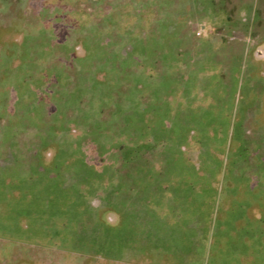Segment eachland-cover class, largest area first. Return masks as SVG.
I'll return each mask as SVG.
<instances>
[{
	"label": "rangeland",
	"instance_id": "rangeland-1",
	"mask_svg": "<svg viewBox=\"0 0 264 264\" xmlns=\"http://www.w3.org/2000/svg\"><path fill=\"white\" fill-rule=\"evenodd\" d=\"M109 1L0 0V264L264 240V0ZM203 37L226 61H198Z\"/></svg>",
	"mask_w": 264,
	"mask_h": 264
},
{
	"label": "crops",
	"instance_id": "crops-1",
	"mask_svg": "<svg viewBox=\"0 0 264 264\" xmlns=\"http://www.w3.org/2000/svg\"><path fill=\"white\" fill-rule=\"evenodd\" d=\"M116 1H118V0H116ZM91 2L93 4V7H96L99 10L101 9L102 11H104L103 6L105 4H107V6H110L111 8L113 6L112 1H109V0H91ZM190 34H191L190 37L194 38V35L192 33H190ZM180 36L182 37L183 35H179L178 37H180ZM203 38H205V39H202L201 43H197L195 41L191 42V46L194 45V47L196 48L195 54L197 55L198 61L206 63L207 65H212L214 60H215V63H223V61H226V58H222V59L220 58L219 55H220L221 51L220 52L217 51V49L215 47L216 42H214V40H213V42L212 41H208L206 39V37H203ZM225 45L226 44H224L222 46H225ZM246 53H247V49H245L243 51V54H242L243 57H242V55L240 56V58H242V62L246 59ZM201 54H202V58H199V57H201ZM201 59H203V60L201 61ZM238 61L241 62L240 60H238ZM215 208L216 207L213 206V210L214 211H215ZM191 224H192V226H199L200 222L198 221V218H197V221L194 218V219H192V223ZM247 226H248V222H246V227ZM242 228L240 230H242ZM209 229H211V228H209ZM249 229H247V231ZM253 230H254L253 228L250 229L251 232H250L249 236H248L247 232L243 233L241 231V233H239V235H240L239 239H234V243L228 244L227 246H226V244H223L220 241H216L214 244L211 245V246L214 245V248L211 249V247H210V249L208 251L209 252V256H210V252H213V254H214V256H211L212 257V261H210V262L213 263V264H216V256H217L216 254H217V252L219 253L220 256L221 255L228 256L226 253L230 251L231 253L234 252V255L238 253V256H234V258L239 259L238 260L239 264H264V262H263L264 253L261 252V250L263 248V246H262L263 244L262 243L264 242V240L262 239V241H260V239H258V237L256 236L257 233L254 232ZM213 231H214V229H213ZM178 252H180V251H178ZM178 252L177 251H172V253H173L172 256H174V258L178 257V255L180 254ZM245 255L247 257L249 255H251L252 256L251 257V261L254 260V263H251V262L249 263V261H248V259H247V257ZM243 257H246V259H247L245 261V263H244ZM227 259H229V258L228 257H224L223 258V263H226V261H228ZM229 260L231 261L232 258H230Z\"/></svg>",
	"mask_w": 264,
	"mask_h": 264
},
{
	"label": "trees",
	"instance_id": "trees-1",
	"mask_svg": "<svg viewBox=\"0 0 264 264\" xmlns=\"http://www.w3.org/2000/svg\"><path fill=\"white\" fill-rule=\"evenodd\" d=\"M254 132V131H253ZM241 134H243V132H241ZM250 137V135H248V136H245V135H243V136H241V144H243V142L245 141V140H247L248 138ZM247 138V139H246ZM230 156V154H229V152L227 153V157H229ZM244 162H246L245 160H243ZM236 163V161H231V164H232V166L234 165ZM240 165H242V164H240ZM233 218H234V216H228L227 218H226V220H225V222L222 224L223 225V228H221V229H218V234H219V236H223L224 234L225 235H227V232L229 231V228L231 227V225H232V220H233ZM225 225V226H224ZM226 227V228H225ZM214 235H216V231H213V236ZM214 248V245L213 246H211V249H213Z\"/></svg>",
	"mask_w": 264,
	"mask_h": 264
}]
</instances>
